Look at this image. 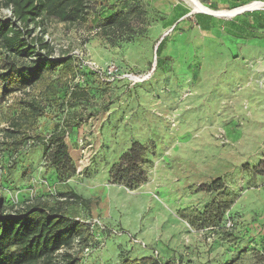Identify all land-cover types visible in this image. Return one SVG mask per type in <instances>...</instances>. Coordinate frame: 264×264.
<instances>
[{
  "label": "rangeland",
  "instance_id": "1",
  "mask_svg": "<svg viewBox=\"0 0 264 264\" xmlns=\"http://www.w3.org/2000/svg\"><path fill=\"white\" fill-rule=\"evenodd\" d=\"M5 1L0 0V21L21 28ZM117 1L125 11L139 9L136 18L129 16L131 31L105 35L44 17L29 25V41L41 37L53 56L77 61L70 85L87 93L74 107L46 103L37 131L49 134L53 125L75 122L64 142L75 166L85 161L79 176L59 183L41 147L28 143L0 161V206L5 213L35 201L53 207L70 191L88 200L87 209L71 208L78 219L97 222L86 246L69 250L79 264L147 256L178 264H261L264 174L251 168L264 160V40L226 36L224 20L241 12L213 17L220 21L200 30L195 16L205 14L184 0ZM197 1L215 11L250 4L228 8ZM7 116L0 110V140L9 128ZM132 142L153 144L155 157L147 181L129 191L110 184L108 171ZM216 179L222 190L196 191ZM215 199L234 202L214 227L196 230L176 215L184 209L200 212Z\"/></svg>",
  "mask_w": 264,
  "mask_h": 264
},
{
  "label": "trees",
  "instance_id": "2",
  "mask_svg": "<svg viewBox=\"0 0 264 264\" xmlns=\"http://www.w3.org/2000/svg\"><path fill=\"white\" fill-rule=\"evenodd\" d=\"M132 3L137 0H130ZM117 0H6L14 19L22 24L0 21V110L5 108L9 119L3 139L0 140V161L6 155H17L28 143L40 146L46 163L54 171L57 182L64 183L75 175L76 166L71 159L64 138L76 125H53L49 134L37 131L36 120L45 113L46 103L55 101L59 106L74 107L87 97V93L74 80L78 68L71 56H53V50L41 37L32 38L30 24L44 17L64 24H85L105 35L119 31H131L133 15L140 12L135 6L125 11ZM134 5V4H132ZM215 10L214 8H210ZM187 14L181 12L179 18ZM196 15L195 19L197 18ZM204 16L207 23L196 19L200 30L214 24L212 17ZM176 28V26H174ZM173 28V29H174ZM226 33L227 30L222 27ZM232 33L242 37L238 29ZM162 39L156 48V56L164 48ZM157 64V62H156ZM93 74V72L91 73ZM37 90L38 93L30 91ZM28 91V92H27ZM5 105V107H3ZM155 157L153 144L132 142L112 164L108 182L134 191L147 181L153 168L150 158ZM248 170V168H245ZM255 175L264 174V160L251 168ZM223 186L219 179L201 184L197 192L217 193ZM234 200L215 199L202 211L179 210L177 217L196 230L218 225L233 205ZM89 201L68 192L53 207L42 201L24 205L12 213H5L0 206V264H55L58 253L60 264H79L77 257L69 253L75 244L85 245L92 236L90 222L78 219L73 206L88 208ZM264 264V238L259 245ZM120 264H178L172 260L161 262L154 256L140 259H123Z\"/></svg>",
  "mask_w": 264,
  "mask_h": 264
},
{
  "label": "crops",
  "instance_id": "3",
  "mask_svg": "<svg viewBox=\"0 0 264 264\" xmlns=\"http://www.w3.org/2000/svg\"><path fill=\"white\" fill-rule=\"evenodd\" d=\"M208 1H209V5L212 4L213 6H219L220 4H224L226 5V7L228 6V8H234L237 6H241L251 1H260V3L264 4V0H208ZM217 10H220V9H217ZM210 17L214 19L212 21L213 24H215L216 21H220L217 19L219 17L217 18H213V16H210ZM203 18L204 16L200 15V16H197L196 19L199 22H201ZM223 23H224L223 25L224 29L227 30L228 32H231V33H226V31L223 30L227 37H230L232 39H239L244 42H259L261 40H264V10L245 12L241 14V16L236 17L235 19L224 20ZM238 29L242 32V35H241L242 37L240 38H236L232 34V33H235L236 32L235 30H238Z\"/></svg>",
  "mask_w": 264,
  "mask_h": 264
},
{
  "label": "bare ground",
  "instance_id": "4",
  "mask_svg": "<svg viewBox=\"0 0 264 264\" xmlns=\"http://www.w3.org/2000/svg\"><path fill=\"white\" fill-rule=\"evenodd\" d=\"M185 2H187L189 4V6L191 7V9L194 12H204V13H208L210 14V11H213L215 16L217 17H223V18H231L233 16H235L236 14L243 12L244 10H249L252 9L255 5H245L243 7H240L238 9L232 10V11H215V10H211L210 8L205 7L204 5L200 4L199 1L197 2L196 0H184ZM257 7L261 8L264 7L263 3H256ZM207 9H205V8ZM256 7V6H255Z\"/></svg>",
  "mask_w": 264,
  "mask_h": 264
},
{
  "label": "built area",
  "instance_id": "5",
  "mask_svg": "<svg viewBox=\"0 0 264 264\" xmlns=\"http://www.w3.org/2000/svg\"><path fill=\"white\" fill-rule=\"evenodd\" d=\"M259 2H260V1H253V2H250L249 5H255L256 7L254 6L252 9L244 10V11L241 12V13L257 11V10L259 9V7H257L256 3H259ZM93 69H94V71H95L97 74H99L100 76L103 74V73L101 72V70H99L97 67H94ZM84 161H85V159H83V160H79V161H78V164L76 165L75 175H77V176L80 175V173H81V168H82L81 166L83 165ZM83 167H84V166H83ZM96 223H97V222H92V223H90V224H91L92 226H94Z\"/></svg>",
  "mask_w": 264,
  "mask_h": 264
},
{
  "label": "water",
  "instance_id": "6",
  "mask_svg": "<svg viewBox=\"0 0 264 264\" xmlns=\"http://www.w3.org/2000/svg\"><path fill=\"white\" fill-rule=\"evenodd\" d=\"M197 1V0H196ZM198 2V1H197ZM205 8V7H204ZM205 9H207V8H205ZM208 10V9H207ZM211 13L210 14H208V13H204V12H198V13H203V14H206V15H209V16H213V17H217V16H215L214 14H212V13H214L213 11H210ZM239 14V13H238ZM237 15V14H236Z\"/></svg>",
  "mask_w": 264,
  "mask_h": 264
}]
</instances>
